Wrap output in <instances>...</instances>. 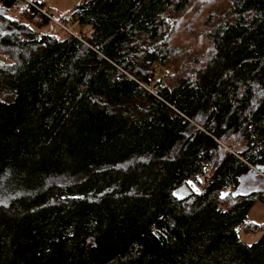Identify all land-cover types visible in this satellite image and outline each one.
<instances>
[{
  "label": "trees",
  "instance_id": "trees-1",
  "mask_svg": "<svg viewBox=\"0 0 264 264\" xmlns=\"http://www.w3.org/2000/svg\"><path fill=\"white\" fill-rule=\"evenodd\" d=\"M69 11L0 0V264H264V0Z\"/></svg>",
  "mask_w": 264,
  "mask_h": 264
},
{
  "label": "rangeland",
  "instance_id": "rangeland-1",
  "mask_svg": "<svg viewBox=\"0 0 264 264\" xmlns=\"http://www.w3.org/2000/svg\"><path fill=\"white\" fill-rule=\"evenodd\" d=\"M43 1H44V7H43L44 11H46L49 15L52 14V18L54 20H57L60 15L65 16L67 14L68 16V13L70 12L69 10L72 7L77 6L78 4L84 2V0H43ZM54 26L57 27L56 24H54ZM70 29L65 30L63 28H59L58 30L56 29L54 30L53 26H49L47 30L52 35L58 38H62L64 36L65 31L66 33H68V31L72 30ZM75 34H77V32ZM85 44L88 45L87 43ZM166 69L169 72H172V69L170 67H167ZM229 146L235 150H239L242 147L241 143L235 139H230L228 141V144L226 143L223 146V148L228 149ZM238 192L241 195L254 193V192L255 193L261 192L263 193V196H264V173H259L253 168V170L250 173H248V175L244 176L241 179V185H240V189ZM246 221L253 223V224H257V225L264 224V203L260 201H256L254 206L248 212ZM258 238H259V233L254 234V235H244V234L240 235V240L246 245H250L254 243Z\"/></svg>",
  "mask_w": 264,
  "mask_h": 264
},
{
  "label": "built area",
  "instance_id": "built-area-1",
  "mask_svg": "<svg viewBox=\"0 0 264 264\" xmlns=\"http://www.w3.org/2000/svg\"><path fill=\"white\" fill-rule=\"evenodd\" d=\"M29 6L35 8L36 10L40 11L41 13H43L44 15H46L47 17L50 18V16H48V13L46 11H44V8H39L37 5L33 4L32 2H30L29 0H24ZM67 18V14L64 16V15H60L58 17L57 20H54L53 18H50L54 23H56L57 25H60V23L62 21H64L65 19ZM93 50H96V48H93ZM168 70H165L164 71V74H168ZM154 90V89H153ZM226 191H229V188H227Z\"/></svg>",
  "mask_w": 264,
  "mask_h": 264
},
{
  "label": "snow or ice",
  "instance_id": "snow-or-ice-1",
  "mask_svg": "<svg viewBox=\"0 0 264 264\" xmlns=\"http://www.w3.org/2000/svg\"><path fill=\"white\" fill-rule=\"evenodd\" d=\"M188 183H189L190 187H192L193 191L198 192V189L195 188V185L191 181H189ZM223 195H226V194H222L221 198H223Z\"/></svg>",
  "mask_w": 264,
  "mask_h": 264
},
{
  "label": "water",
  "instance_id": "water-1",
  "mask_svg": "<svg viewBox=\"0 0 264 264\" xmlns=\"http://www.w3.org/2000/svg\"><path fill=\"white\" fill-rule=\"evenodd\" d=\"M254 170L258 171L259 173H263V167L256 166Z\"/></svg>",
  "mask_w": 264,
  "mask_h": 264
},
{
  "label": "crops",
  "instance_id": "crops-1",
  "mask_svg": "<svg viewBox=\"0 0 264 264\" xmlns=\"http://www.w3.org/2000/svg\"><path fill=\"white\" fill-rule=\"evenodd\" d=\"M41 2H43V1H41ZM44 3V2H43Z\"/></svg>",
  "mask_w": 264,
  "mask_h": 264
}]
</instances>
